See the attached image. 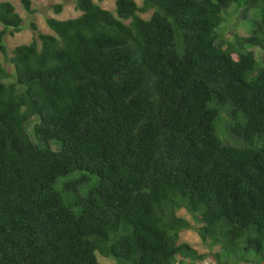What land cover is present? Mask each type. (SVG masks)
Instances as JSON below:
<instances>
[{"label":"trees","instance_id":"1","mask_svg":"<svg viewBox=\"0 0 264 264\" xmlns=\"http://www.w3.org/2000/svg\"><path fill=\"white\" fill-rule=\"evenodd\" d=\"M145 1L149 19L136 0H75L12 55L24 18L0 1V264L221 259L181 241L190 228L264 264V0ZM233 6L252 32L225 39Z\"/></svg>","mask_w":264,"mask_h":264},{"label":"rangeland","instance_id":"2","mask_svg":"<svg viewBox=\"0 0 264 264\" xmlns=\"http://www.w3.org/2000/svg\"><path fill=\"white\" fill-rule=\"evenodd\" d=\"M3 1V0H0ZM15 4L17 7L18 12L22 15L24 18L23 22V29L20 33H18L16 36H8L5 40V45L8 48V51L10 55H12L11 51L12 49L19 45L26 42H30L33 39V30L31 28V23L34 21L38 24V26L45 32H52V30L49 28L46 22L47 17H55L57 19L65 20L70 18H75L78 15L81 14L80 11H78L75 8V0H32L34 8H36L37 12L35 14H29L23 3L22 0H9ZM102 7L109 9V10H115L116 9V0H103L98 1ZM137 4L140 7H145L146 12L142 14V16L146 19L151 18L153 15L155 8L152 4H147L145 0H136ZM62 3L64 5L63 11L59 14H57L54 10V5ZM245 8L247 6H243L239 10L236 9V7H231L227 13H225V22L222 24V34L225 39H228L229 37H233L236 33L242 34V35H249L251 34V28L250 25H242V15L245 12ZM248 16L250 18H258L259 13L256 10H251L248 12ZM255 26V25H254ZM3 25L0 23V28H2ZM259 61V65L263 64V57H264V50L260 48L259 46L252 48ZM4 55L0 53V61H4ZM8 65V68L11 72H13L12 67ZM23 89V88H22ZM37 122V118L35 117L28 125L27 129L29 133L33 134V128L35 123ZM76 174H73L69 177L63 178L64 180L73 181ZM96 183V178H93L88 183H84L79 188V194L85 195L86 190L89 188V186H93ZM69 197L76 198L77 195L75 193H70ZM178 214L180 216H183L187 218L190 222L194 223L193 218L191 216V213L187 211L185 208H182L179 210ZM181 241H185L190 243L194 248H196L200 253H211V252H218L221 259L214 257H208L203 261H195L192 259H188V261H192L196 264H220V260L223 262L222 264H237V260L229 259L227 256L226 251L223 248V244L217 240H210L209 242H205L202 240L200 235L195 231V229H184L181 233ZM98 259L102 264H124L122 261H119L113 257H104L103 255L97 253ZM238 264H253V263H247V262H238Z\"/></svg>","mask_w":264,"mask_h":264}]
</instances>
